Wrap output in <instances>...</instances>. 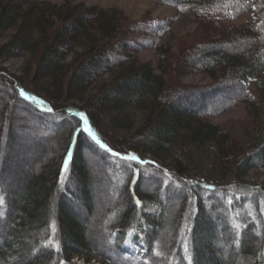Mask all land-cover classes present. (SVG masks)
<instances>
[{
  "label": "trees",
  "instance_id": "16d2710c",
  "mask_svg": "<svg viewBox=\"0 0 264 264\" xmlns=\"http://www.w3.org/2000/svg\"><path fill=\"white\" fill-rule=\"evenodd\" d=\"M175 1L207 24L194 45L172 62L167 57L169 65L163 68L134 61L116 65V71V52L128 50L134 40L117 14L69 3L41 6L32 0L0 5V42L14 32L0 49V61L31 56L26 81L0 71V88L8 93L0 110L5 112L0 119V225L7 229L6 238L0 235V264L9 262L11 254L19 259L14 264H74L76 255L102 259L101 264H117L113 257L121 264H189V259L191 264H264V189L242 181L249 170L264 168V102L249 91L250 80H264V0ZM246 13L247 26L225 29L226 22ZM79 49L82 54L67 64ZM186 69L206 74L213 80L210 89L229 94L218 111L244 102L251 122L241 131L214 125L208 118L215 110L182 100L203 94L174 85L175 74ZM107 74L111 79L101 81ZM22 91L35 99H25ZM259 91L263 99L264 82ZM15 107L44 126L20 129L22 134L64 141L51 159L26 170L13 193V186L8 189L3 181L24 170L9 157L15 150L16 121L6 120ZM135 112L146 116L139 128L132 121ZM208 143L217 150L222 186L194 175L197 149ZM89 149L128 174L121 202L111 203L107 211L109 233L100 231L109 243L104 250L91 244L89 225L74 208L81 204L89 217L96 215ZM128 155L168 156L174 173L122 158ZM151 204L158 206L159 215L148 211ZM139 233L147 245L144 256L133 251Z\"/></svg>",
  "mask_w": 264,
  "mask_h": 264
},
{
  "label": "rangeland",
  "instance_id": "374dc122",
  "mask_svg": "<svg viewBox=\"0 0 264 264\" xmlns=\"http://www.w3.org/2000/svg\"><path fill=\"white\" fill-rule=\"evenodd\" d=\"M12 1L14 0H0V5H4L5 3ZM32 1L33 3H37L41 6L52 5L58 7H62L64 4L69 3L73 7L81 6L87 8H97L102 11L117 14L125 25V32H127V30L134 32V35L132 36L134 37V40L130 38L132 39L130 40L131 48L129 47L128 50H120L116 52V62L113 64L114 67L112 68L114 71L119 69V66L129 65L134 61L151 64L154 68H160V66L163 68L165 67V64L169 65L168 61H171L173 57L179 56L185 47L194 45L195 39L203 34L205 30L203 27L205 26L204 24H206L203 20V16L201 17L198 13L192 11L191 9H185L186 6L184 3L178 4V2L175 0ZM249 18L250 13L235 17L225 23V29H243L249 24ZM13 34V31L5 34L0 42V49L10 41ZM80 54H82L81 49L77 50L75 54L71 55L67 59L66 63H71L75 56ZM167 57L169 58L167 59ZM30 63L31 56L28 54L17 58H6L0 61V71L3 70V73L8 74V76L13 75L21 78L23 81H26L28 78ZM178 69L180 68L178 67ZM158 73L160 72L158 71ZM111 77V74H107L101 81H109ZM173 82L174 85L177 84L178 87H184L183 89L185 92L194 91L203 93L201 96L196 98H189L184 95L183 97H185L186 100L183 97L182 100L187 101L190 105L201 110H215L213 111L215 113H210L208 118L212 124L226 126L228 129H236L237 131H241L243 127L251 122L248 105L244 102L236 103L225 110L218 111L222 103L228 98L229 94L210 89L213 85V80L206 74H200L193 70L186 69L183 70V73L181 74L176 73L173 78ZM263 82L264 80L260 77L249 81V91L256 98H260L262 103L264 102V98L262 99L259 90L260 85ZM96 87L97 86L93 87L92 89H95ZM92 93L93 92L91 91V94ZM7 94V92H4L0 88V110H2L5 105L4 103L7 99ZM58 107L60 110H63L62 106ZM14 109L15 110L12 118L6 120L8 123L11 121V119H14L13 123L16 121L15 131L17 139L16 142L11 144V147H14L15 150L13 154L9 155V157H11L10 161L12 165L23 167L24 170H21L20 168L18 173L15 170L10 175L5 177L3 181L7 188L11 185L13 186L10 187V191L13 193L19 189V178H21L24 173L27 172L26 170H28V168H36L37 164H39L41 160L43 163V161L51 159L52 156L58 152V150L63 149L61 145L64 141L63 137L62 141L51 143L46 140L44 141L42 139L38 140L37 138H32L27 133L22 134V132L19 131L20 129H33L37 125L39 129V127L44 128V126L43 123L35 119L33 115H30L27 111L17 107ZM4 113V111H0V119H5ZM131 116L135 128H139L146 122V116L141 112L131 113ZM10 123L13 124L12 122ZM1 124L2 123H0V130L2 131L3 124ZM43 130L44 129L41 131ZM41 131L40 133H42ZM59 135L61 136V134ZM126 135L127 134L122 136ZM94 156L95 152L91 151L90 149L87 150L88 166L90 174L93 178L92 187L94 191L96 215L93 218L89 217L86 213V210L84 209V205L81 204L79 207H76L74 204V208L77 210L78 214L81 215L83 222L89 225L92 233L90 234L91 244L95 245V247L99 250H104L109 244L108 241L105 240L107 239V233H109L107 232V229H110L112 226L111 216L110 214H107V211L111 208V203H114L115 201L118 203L121 202L122 198L120 195V190L121 186L125 183L124 178L128 174L127 171L119 168V164L118 166L114 167L109 162H105L103 159ZM141 157L143 160L140 158L139 159L140 161H143V163H139L137 161L132 162H135L140 166H144L147 169H155L162 174L170 175L174 173L173 162L168 156L154 157L152 155H141ZM194 175L203 179V181H205L207 184L224 185L225 178L220 170L218 154L214 144L208 143L202 148L197 149ZM242 181L264 189V168L249 170L242 178ZM110 182H112V185ZM154 186L155 184L147 185L149 189L154 188ZM73 191V194H76V191ZM148 209V211L154 216L159 215L158 206L151 204L148 206ZM100 231H105V239L102 237L104 240L101 238ZM0 235L3 236V238H6L7 235V229L3 224L0 225ZM140 236L143 237L139 233V239ZM162 236L163 235H161V237ZM166 240L167 237L165 236L163 240L164 243H166ZM164 245H168V242ZM134 248L135 246L133 247V250ZM113 259L117 262V264L119 263V260L114 257ZM18 260V258H14L13 254H11V259L9 262H4V264H14L17 263ZM72 262L74 264H101L103 260H87V258H84L81 255H76L73 256Z\"/></svg>",
  "mask_w": 264,
  "mask_h": 264
},
{
  "label": "snow or ice",
  "instance_id": "6c2138e0",
  "mask_svg": "<svg viewBox=\"0 0 264 264\" xmlns=\"http://www.w3.org/2000/svg\"><path fill=\"white\" fill-rule=\"evenodd\" d=\"M21 94L25 96V99H33V100L35 99V97H29V96H28L26 93H24L23 91H22ZM81 116H82V119H84L85 125H87V120H86V118H83V115H82V114H81ZM86 131H87L88 134L92 137V139L96 141V143L101 144V142H100L99 139L96 137L95 133L93 132V130H92L90 127H86ZM101 147H105V148H107V146H106V145H103V144H101ZM107 150H108V151H111L110 149H107ZM113 155H119V154H118V153H113ZM70 156H71V153H69V158H70ZM122 158L125 159V160H129V161H137V162H139V163H143V161H140V159H139L137 156H135V155H128V156H126V157H122ZM65 170H67V161H65ZM49 243H51V241H49ZM61 264H63V262H61ZM189 264H191L190 259H189Z\"/></svg>",
  "mask_w": 264,
  "mask_h": 264
}]
</instances>
